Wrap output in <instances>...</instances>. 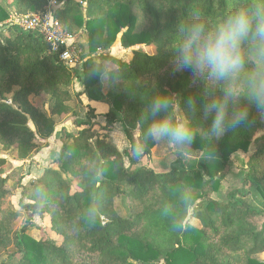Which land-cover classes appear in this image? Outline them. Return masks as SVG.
<instances>
[{"label":"trees","instance_id":"16d2710c","mask_svg":"<svg viewBox=\"0 0 264 264\" xmlns=\"http://www.w3.org/2000/svg\"><path fill=\"white\" fill-rule=\"evenodd\" d=\"M55 18L70 36L81 34L75 46L86 38L88 56L82 75L65 67L36 32L9 28L0 38V147L11 150L18 162L32 158L47 147L60 119L75 116L77 107L85 109L86 121H74L75 131L61 130L57 155L36 179L20 189L19 207L26 213L23 226L15 223L21 213L8 207L11 195L5 173L6 159L0 157V253L8 255L2 264H264V207L254 208L242 198L246 188L254 187L264 200V120L252 110L247 125L230 130L216 145L199 141L193 152L215 148V157L224 168L237 152L248 153L240 185L220 202L213 194L220 189L223 174L196 170L156 173L149 156L156 144H149L140 159L121 153L113 144L95 137V120L100 116L90 102L104 100L110 108L102 115L106 126L118 123L130 140L141 129L136 123L144 106V88L177 93L183 99L199 91L190 71L174 70L172 37L179 20L195 0H53ZM50 0H4L0 3V24L7 21L10 9L17 15L42 14ZM210 14L218 15L233 0H196ZM140 12L143 25L136 31ZM120 35L124 48H137L130 60L98 53L108 49ZM152 48L153 54L143 50ZM98 53V55H97ZM111 59L123 72L101 80L91 74L92 62ZM77 80L82 92L73 90ZM139 82V85L137 84ZM33 98H46L48 111L36 107ZM198 104L203 96H197ZM182 110L187 112L182 102ZM201 127L206 123L199 113L189 114ZM124 157L134 169L126 167ZM146 163H141L143 158ZM139 165V166H137ZM203 168V167H202ZM42 181L49 198L34 203L31 186ZM182 186L193 190L191 204L179 206ZM27 201L28 203H25ZM90 205L98 209L95 220L86 216ZM169 205L177 206L172 212ZM124 212V214H122ZM34 217H48L50 230L58 240L33 239L27 226ZM261 219L258 225L254 221ZM199 226H192L189 220ZM31 226V225H30Z\"/></svg>","mask_w":264,"mask_h":264},{"label":"clouds","instance_id":"9594fccd","mask_svg":"<svg viewBox=\"0 0 264 264\" xmlns=\"http://www.w3.org/2000/svg\"><path fill=\"white\" fill-rule=\"evenodd\" d=\"M171 48L174 70L190 71L193 82L200 85L199 91L185 100L175 92L140 85L144 88V106L136 121L140 138L130 141L122 125H113L130 158H142L149 144H164L174 158L187 160L199 141L216 145L230 130L247 125L252 110L264 120V0H233L218 15L210 14L195 0L179 20ZM90 72L103 81L113 75L118 77L123 69L101 57L92 62ZM197 96H203L202 104H198ZM182 102L187 112L182 110ZM190 113H199L206 128L195 122ZM202 159L212 162L215 148L207 147ZM30 189L34 203L49 198L42 181ZM192 199V188L182 186L179 206L188 207ZM169 209L175 212L178 207L169 205ZM97 213L95 205H90L86 216L95 220Z\"/></svg>","mask_w":264,"mask_h":264},{"label":"rangeland","instance_id":"374dc122","mask_svg":"<svg viewBox=\"0 0 264 264\" xmlns=\"http://www.w3.org/2000/svg\"><path fill=\"white\" fill-rule=\"evenodd\" d=\"M3 1L4 0H0V3H3ZM60 6H61L60 4H56L54 7L52 5L50 7L54 10ZM134 14L137 18L136 31H139L143 25V18L140 12L137 10L134 11ZM12 15H14V10L10 9V16ZM9 28H5L4 25L0 26V38H2V36H7L9 34ZM80 37H81V34L76 36V38L75 37H72V38H73V41H78ZM79 42L82 43L81 47L79 48L75 46V44L73 43L77 61L71 69L74 70V72H76V70L78 69L79 73L82 75V64L85 58L88 56V51H87L88 47H87L86 38L84 37L81 38ZM135 49L137 48H124L123 46H121L120 35H119L117 36L116 41L108 49H106L103 52L99 51L98 53L109 54L113 57H116L122 60H130L132 58L133 51ZM143 50L148 54H153L154 52L152 48L143 47ZM75 85H76V82L73 83V90L75 89L74 88ZM32 103L36 107L44 111H48V104H47L46 98H33ZM97 104L100 107L99 108L100 116L102 118H100L99 120L101 124H99L95 120L96 126L93 128L92 140H94L95 137L103 139L113 144L121 153H123L125 150L121 147V144L119 142L120 138L118 136L117 131L113 129V126L107 127L105 118L102 116L110 108V104L105 102L104 100L97 102ZM66 119H69L72 125L74 124V121L76 120L86 121L85 109L82 107L80 108L77 107L76 115L66 117ZM61 121L62 119L59 120L56 126H58ZM138 139H139V133L137 131L132 132L130 141L135 142ZM51 144H53V141L51 142ZM59 147H60V141H59ZM171 152L172 150L167 145H164V144H156L151 149L148 160H149L150 167L154 170V172L156 173L167 172L171 167H175L178 170L192 169V170L199 171L205 179H207V174L218 173L222 175L224 173L221 184H220V189L218 190L217 193L213 194V198L220 202H226L227 193L237 188L241 183V179L243 177V168L248 160V156L251 151L248 153L237 152L234 155H232L230 164L227 166V168L223 167L221 160L218 157H215V159L212 162L206 163L202 159L203 153L191 151L187 160H180V159L174 158ZM0 157L6 159L7 164L5 166V173L9 174L11 177V179L7 183V189L10 190L11 195H9L5 199V203L7 204L8 207H11L14 210L19 211L21 213L20 218L15 223V227L19 228L23 226L27 218L26 217L27 214L24 213V211L19 207V201L21 198V194H20L21 190L18 189L16 185L20 177H23L21 179V185L26 184L27 181H29V179H33L31 177L34 174L33 168L36 169V165H34L36 163L32 158L25 162H18L13 157L11 150L3 149L1 147H0ZM40 157H41L40 162L44 163V160H43L44 158L42 156ZM148 160L145 157L140 161V164L141 163L144 164ZM124 164L126 167H129L130 169L136 168V166L132 167V165L129 164V160L125 157H124ZM245 193H246V196L242 199L246 201L248 204H250L252 207L258 208V209L264 207V200L261 198L259 192L254 187L246 188ZM25 203H28V202L25 201ZM122 214H124V212H122ZM189 222L192 226H195V227L199 226V224L195 220L190 219ZM254 222L259 225L262 222V220L259 218V219H256ZM28 225L29 226H27L26 233L33 239L39 240L43 237H50L51 239L58 240V238L50 230V220L48 217H44L42 219L38 217H34L32 223H29ZM7 255H8L7 252L0 253V264L5 262ZM257 259L259 261H264V254L257 256Z\"/></svg>","mask_w":264,"mask_h":264},{"label":"built area","instance_id":"2783aa9c","mask_svg":"<svg viewBox=\"0 0 264 264\" xmlns=\"http://www.w3.org/2000/svg\"><path fill=\"white\" fill-rule=\"evenodd\" d=\"M51 5L54 7L56 2L50 0L48 10L42 14L17 15L14 13L0 26L4 25L5 28L16 27L22 31L38 33L50 45L52 51L58 54L59 61L71 69L77 61L73 46L74 41L55 18Z\"/></svg>","mask_w":264,"mask_h":264},{"label":"crops","instance_id":"0c3cea01","mask_svg":"<svg viewBox=\"0 0 264 264\" xmlns=\"http://www.w3.org/2000/svg\"><path fill=\"white\" fill-rule=\"evenodd\" d=\"M76 75L80 76L81 74L79 73L78 69L76 70ZM76 85L74 86V90H76L75 92H82L83 91V87L80 83L76 81ZM81 101L83 102L84 106L86 105H91L93 108H95V113L97 115H100V107L97 104V102H90L87 100V98L85 96L81 97ZM100 118H102L101 116H99L96 119V122L100 123ZM64 129L66 130L68 133H72L75 131L74 125H72V123L69 121V119H62V121L60 122V124L58 126L55 127L54 129V133L52 134V136L50 138L47 139V147L43 148L42 150H40L39 152L34 153V155L32 156V159L35 161L36 164V169L33 168V172L34 174L32 175L31 178L36 179L38 178L43 169L53 160V158L57 155L58 153V148H59V140H60V136H61V130ZM53 141V144H51V142ZM58 143V144H57ZM42 156L44 159V163L40 162V159ZM32 171V169H31ZM30 180V179H29Z\"/></svg>","mask_w":264,"mask_h":264}]
</instances>
